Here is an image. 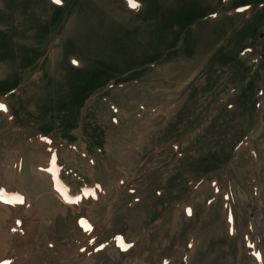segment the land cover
<instances>
[{
  "label": "rangeland",
  "instance_id": "rangeland-1",
  "mask_svg": "<svg viewBox=\"0 0 264 264\" xmlns=\"http://www.w3.org/2000/svg\"><path fill=\"white\" fill-rule=\"evenodd\" d=\"M138 4L0 0V264H264V0Z\"/></svg>",
  "mask_w": 264,
  "mask_h": 264
},
{
  "label": "snow or ice",
  "instance_id": "snow-or-ice-1",
  "mask_svg": "<svg viewBox=\"0 0 264 264\" xmlns=\"http://www.w3.org/2000/svg\"><path fill=\"white\" fill-rule=\"evenodd\" d=\"M55 2L56 3H60L61 0H55ZM128 3H129V6L131 8H137V7H139L138 0H128ZM0 110H6L5 106L0 105ZM9 202H11V201H9ZM15 202H17V203H23V199L21 197H16L15 198ZM122 246L123 247H127L125 245H122Z\"/></svg>",
  "mask_w": 264,
  "mask_h": 264
},
{
  "label": "crops",
  "instance_id": "crops-1",
  "mask_svg": "<svg viewBox=\"0 0 264 264\" xmlns=\"http://www.w3.org/2000/svg\"><path fill=\"white\" fill-rule=\"evenodd\" d=\"M263 78H264V76H263ZM255 86H256V84H255ZM264 92V90H262V91H259L256 95H257V98L259 97V95H260V93H263ZM255 106V105H254ZM264 109V108H263Z\"/></svg>",
  "mask_w": 264,
  "mask_h": 264
}]
</instances>
